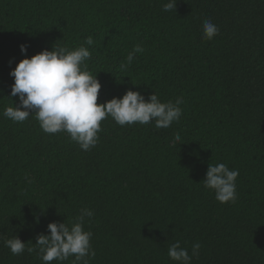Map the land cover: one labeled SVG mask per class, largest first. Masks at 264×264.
Masks as SVG:
<instances>
[{"label": "trees", "instance_id": "16d2710c", "mask_svg": "<svg viewBox=\"0 0 264 264\" xmlns=\"http://www.w3.org/2000/svg\"><path fill=\"white\" fill-rule=\"evenodd\" d=\"M166 2L0 0V264H43L36 237L83 208L94 212L83 225L89 264H177L168 256L177 241L190 256L200 244L191 264H264V0H177L169 12ZM206 19L219 28L212 40ZM56 43L89 48L98 104L155 92L183 100L179 122L120 126L109 116L83 151L67 133L43 132L34 114L6 118L19 105L9 73L20 45L30 58ZM135 45L144 51L122 69ZM219 163L239 171L235 203L204 187ZM15 236L26 243L20 255L5 246Z\"/></svg>", "mask_w": 264, "mask_h": 264}, {"label": "clouds", "instance_id": "9594fccd", "mask_svg": "<svg viewBox=\"0 0 264 264\" xmlns=\"http://www.w3.org/2000/svg\"><path fill=\"white\" fill-rule=\"evenodd\" d=\"M176 4L177 0H167L162 10L176 11ZM218 34V26L210 19L204 20L203 39L212 40ZM85 43L91 46L94 40L89 36ZM27 49V45H20L24 58L9 73L14 78L11 96L18 97L19 105L6 107L3 115L13 122H24L34 114L43 132L67 133L81 150L88 151L97 145L101 121L109 116L120 126L154 122L157 129H167L181 118L183 100L177 98L175 103L161 102L155 92L145 99L139 91L128 90L120 98L114 97L98 104L101 83L97 74L93 76L87 70V61L91 58L88 47L81 45L70 50L56 43L52 50H42L30 58ZM143 51L140 45H135L120 67L126 69L131 66L136 54ZM177 142L182 143L178 133L173 138V144ZM238 175V170H230L224 163L209 164L203 184L215 192V198L220 203H235ZM93 215L91 209L83 208L71 225L49 223V234H39L34 244L39 248L43 264H51L54 260L63 262L70 256L75 257L73 264H89L87 258H94L95 251L90 244L92 233L85 231L83 225L85 218L90 219ZM5 246L12 255H20L26 250V243L18 236L5 240ZM200 247L199 243H195L190 256L177 241L168 248V256L177 264H191L192 257L199 255ZM34 250L27 248L29 253Z\"/></svg>", "mask_w": 264, "mask_h": 264}]
</instances>
